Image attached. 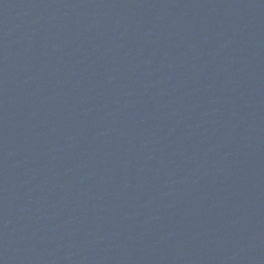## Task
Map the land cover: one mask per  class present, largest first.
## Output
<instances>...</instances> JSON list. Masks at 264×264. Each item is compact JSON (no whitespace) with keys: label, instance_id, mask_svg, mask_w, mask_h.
Wrapping results in <instances>:
<instances>
[{"label":"water","instance_id":"1","mask_svg":"<svg viewBox=\"0 0 264 264\" xmlns=\"http://www.w3.org/2000/svg\"><path fill=\"white\" fill-rule=\"evenodd\" d=\"M0 264H264V0H0Z\"/></svg>","mask_w":264,"mask_h":264}]
</instances>
